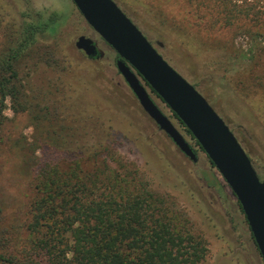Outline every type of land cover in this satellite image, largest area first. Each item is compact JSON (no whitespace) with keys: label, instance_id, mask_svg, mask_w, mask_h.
Segmentation results:
<instances>
[{"label":"rangeland","instance_id":"obj_1","mask_svg":"<svg viewBox=\"0 0 264 264\" xmlns=\"http://www.w3.org/2000/svg\"><path fill=\"white\" fill-rule=\"evenodd\" d=\"M113 1L223 119L262 180L264 0ZM54 14L56 33L35 34L16 64L20 95L7 98L2 111L0 253L21 258L41 171L104 158L185 213L189 230L207 248L200 264H263L235 196L205 153L145 85L197 161L144 113L116 69V53L71 0H0V50L15 44L26 24L44 23ZM231 16L235 20L227 24ZM81 35L96 43L101 58L76 49ZM247 78L256 98L246 96L239 83L248 86ZM84 147L91 152L82 154Z\"/></svg>","mask_w":264,"mask_h":264},{"label":"trees","instance_id":"obj_2","mask_svg":"<svg viewBox=\"0 0 264 264\" xmlns=\"http://www.w3.org/2000/svg\"><path fill=\"white\" fill-rule=\"evenodd\" d=\"M56 18L26 24L17 42L0 50V123L7 98L20 95L18 59L39 30L56 33ZM234 20L227 17L226 23ZM245 81L250 84L239 82L244 94L256 98L253 84ZM119 170L97 158L90 166L69 163L41 171L21 258L0 253V264H200L207 248L189 230L185 213Z\"/></svg>","mask_w":264,"mask_h":264},{"label":"water","instance_id":"obj_3","mask_svg":"<svg viewBox=\"0 0 264 264\" xmlns=\"http://www.w3.org/2000/svg\"><path fill=\"white\" fill-rule=\"evenodd\" d=\"M85 22L116 53L118 73L144 113L192 162L197 156L150 98L145 83L184 125L235 196L264 264V178L261 180L233 132L197 89L157 52L113 0H71ZM77 50L88 58L96 43L81 35Z\"/></svg>","mask_w":264,"mask_h":264},{"label":"flooded vegetation","instance_id":"obj_4","mask_svg":"<svg viewBox=\"0 0 264 264\" xmlns=\"http://www.w3.org/2000/svg\"><path fill=\"white\" fill-rule=\"evenodd\" d=\"M102 57V52L98 49V47H97V54H96V56H94L93 58H91V59H99V58H101ZM117 59H118V57H117ZM117 59H116V61H117Z\"/></svg>","mask_w":264,"mask_h":264},{"label":"built area","instance_id":"obj_5","mask_svg":"<svg viewBox=\"0 0 264 264\" xmlns=\"http://www.w3.org/2000/svg\"><path fill=\"white\" fill-rule=\"evenodd\" d=\"M197 143V142H196Z\"/></svg>","mask_w":264,"mask_h":264}]
</instances>
